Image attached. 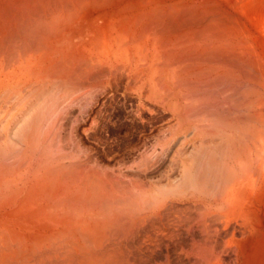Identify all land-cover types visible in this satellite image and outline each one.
Returning <instances> with one entry per match:
<instances>
[{"label":"bare ground","instance_id":"6f19581e","mask_svg":"<svg viewBox=\"0 0 264 264\" xmlns=\"http://www.w3.org/2000/svg\"><path fill=\"white\" fill-rule=\"evenodd\" d=\"M263 176L264 0H0V264H248Z\"/></svg>","mask_w":264,"mask_h":264},{"label":"rangeland","instance_id":"374dc122","mask_svg":"<svg viewBox=\"0 0 264 264\" xmlns=\"http://www.w3.org/2000/svg\"><path fill=\"white\" fill-rule=\"evenodd\" d=\"M102 163H107V161L103 160ZM112 164L114 163H111V165ZM155 174L156 173H154L153 176H155ZM242 203L245 204L246 206H249V205L259 206L261 217H262L259 219L260 222H262L260 225V228L261 227L264 228V176L258 180L256 186H254L251 189H247L244 199L242 200ZM255 236H254L255 238L253 237L254 239L252 238L253 240L250 242L252 243L255 240L250 246L251 257L249 258L248 264H264V229H263V232H261L260 234H256ZM178 239L179 238H177V241ZM173 240H174L172 241L173 243L175 242L177 243L176 238ZM261 253L263 256L259 261H257Z\"/></svg>","mask_w":264,"mask_h":264}]
</instances>
